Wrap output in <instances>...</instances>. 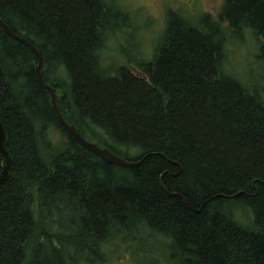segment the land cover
<instances>
[{
  "label": "trees",
  "instance_id": "1",
  "mask_svg": "<svg viewBox=\"0 0 264 264\" xmlns=\"http://www.w3.org/2000/svg\"><path fill=\"white\" fill-rule=\"evenodd\" d=\"M128 18L117 0H0V20L39 52L63 119L142 161L121 168L83 148L58 123L34 53L0 27L12 159L0 264H104L112 242L135 235L159 241L171 264H264V86L226 68L228 45L246 35L264 65V0H223L217 21L169 11L150 58L106 68V34Z\"/></svg>",
  "mask_w": 264,
  "mask_h": 264
},
{
  "label": "rangeland",
  "instance_id": "2",
  "mask_svg": "<svg viewBox=\"0 0 264 264\" xmlns=\"http://www.w3.org/2000/svg\"><path fill=\"white\" fill-rule=\"evenodd\" d=\"M120 8L129 14L128 26L124 32L111 31L106 34L104 48L101 51L103 65L114 69L126 63L128 58L148 59L153 48L160 40L165 28L167 12H178L192 21L209 16L217 21L223 0H117ZM257 46L249 35L242 43L228 45L226 68L235 77L258 82L264 86V65L257 63ZM128 57V58H127ZM132 71L139 75L135 66ZM256 85V84H254ZM54 138L59 136L55 134ZM55 142L54 139H52ZM246 224L251 219L248 213L242 214ZM141 235H135L138 243L116 240L107 247L104 264H171L165 259L163 246L159 241L143 242ZM141 243L140 245H138Z\"/></svg>",
  "mask_w": 264,
  "mask_h": 264
},
{
  "label": "water",
  "instance_id": "3",
  "mask_svg": "<svg viewBox=\"0 0 264 264\" xmlns=\"http://www.w3.org/2000/svg\"><path fill=\"white\" fill-rule=\"evenodd\" d=\"M0 27L14 40H17L21 42L22 44H24L25 46H27L36 56L38 60V66L36 68L37 78L42 88H44L48 92L51 98L52 110L56 116L58 123L61 125L63 129H65L83 148L91 152L94 156H96L98 159H100L105 164H110V165H114V166L121 167V168H133L141 164L142 161L130 162V161L123 160L115 156L114 154H112L109 150L101 149L97 145L93 143H89L84 138H82L78 134L75 127L72 125H69L59 113L57 109V105H56V96H55L54 90L50 86H47V84L44 82L41 76L40 69L42 65V58L39 52L37 51V49L25 39L15 35L1 20H0ZM6 141H7L6 132L0 120V160L2 161V170L0 173V189H2L4 185L8 182V180L11 178L12 159L6 149Z\"/></svg>",
  "mask_w": 264,
  "mask_h": 264
},
{
  "label": "bare ground",
  "instance_id": "4",
  "mask_svg": "<svg viewBox=\"0 0 264 264\" xmlns=\"http://www.w3.org/2000/svg\"><path fill=\"white\" fill-rule=\"evenodd\" d=\"M45 90V89H44ZM46 91V90H45ZM86 140V139H85ZM87 141V140H86ZM100 148V147H99ZM102 149V148H101Z\"/></svg>",
  "mask_w": 264,
  "mask_h": 264
}]
</instances>
